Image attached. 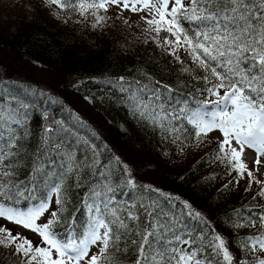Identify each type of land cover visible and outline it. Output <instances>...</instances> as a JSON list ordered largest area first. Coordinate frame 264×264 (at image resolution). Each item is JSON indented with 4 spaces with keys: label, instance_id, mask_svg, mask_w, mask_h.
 <instances>
[{
    "label": "trees",
    "instance_id": "1",
    "mask_svg": "<svg viewBox=\"0 0 264 264\" xmlns=\"http://www.w3.org/2000/svg\"><path fill=\"white\" fill-rule=\"evenodd\" d=\"M31 1L22 5L20 0H0V108L26 105L20 115L27 114L23 130L28 135L22 142V151L27 155L19 161L13 179L32 189L28 203L43 199L50 193L52 181L58 182V177H36L33 182L30 157L40 147L41 138L52 135L46 130L63 126L69 130L65 140L72 144L75 155L91 156L94 149L98 164L94 170L82 169L78 175L73 172L64 178L59 193L63 211L59 212L57 232L71 231L78 236L94 217L112 219L113 210L130 227L143 224L148 218L142 205L155 200L163 212L180 221L184 239L191 236L197 245L206 243L203 237L210 239L214 228L228 241L234 257L250 259L241 253L238 241L256 234L257 229L233 228L231 224L238 219L237 210L240 217H245L256 215L264 207V198L252 199L259 185L253 183L251 191L245 192V174L239 185L224 189L237 173L228 175L227 167L214 158L218 138L207 135L196 140L181 133V139L174 143L177 134L165 130L168 122L162 128L140 119L133 113L129 94L121 92L115 83L124 77L129 82L149 84L147 74L152 82L159 81L172 89H161L164 106L170 105L171 112L172 108H195L199 101L216 99L196 91L204 87L203 70L195 68L183 49L178 50L181 63L153 42L151 37L156 34L145 31L147 25L141 18L131 19L108 7L106 13H99L108 19L93 27L91 15L85 19L72 9L49 4L48 0ZM164 35L160 33L161 37ZM148 95L144 93L145 98ZM181 125L190 128L183 117L171 121V126ZM50 159L43 157L45 168L59 173V158L54 164L47 163ZM142 185L166 195L150 192ZM93 190L99 195L93 196ZM185 202L204 220L189 215ZM24 203L21 201V206ZM90 206H98L101 212L94 207L90 210ZM129 212L140 220L128 219ZM4 223L0 219V225ZM7 227L25 236L15 225L7 223ZM132 239L136 237L122 235L118 244L109 247L108 254L116 264H133L135 252L127 243ZM125 247L127 252L123 251ZM11 251L0 247V264H19Z\"/></svg>",
    "mask_w": 264,
    "mask_h": 264
},
{
    "label": "snow or ice",
    "instance_id": "2",
    "mask_svg": "<svg viewBox=\"0 0 264 264\" xmlns=\"http://www.w3.org/2000/svg\"><path fill=\"white\" fill-rule=\"evenodd\" d=\"M48 3L60 9H72L85 19L91 15L93 27L108 19L99 13L101 10L106 13L109 4L132 12L148 11L149 15L141 19L147 25L145 31L156 34L151 37L153 42L181 63L178 50L183 49L195 68L204 72V87L196 91L216 99L199 101L195 108H172L169 112L171 106H164L161 89L171 92L170 86L160 85L159 81L152 82L147 74L149 84L139 80L129 82L120 77L115 83L119 84L121 92L129 94L127 98L133 113L162 128L168 122L169 127L165 130L177 134L174 143L181 139V133L200 140L213 130L220 131L222 139L218 140L214 158L227 167L228 175L233 171L237 173L224 185V189L239 185L246 174L248 187L245 192L251 191L255 183L259 185V191L252 199L255 201L257 196L264 198V180L255 175L259 167L250 170L241 159L245 148L255 151L257 166L264 156V0H187V3L185 0H48ZM162 32L165 33L163 37L160 36ZM184 71L190 69L184 68ZM144 93L149 94L147 98ZM181 103L187 104V101ZM209 104L214 107L208 109L206 106ZM24 108V104L19 108L11 105L0 108V218L5 221L0 225V247L10 248L11 255L19 259V264H81L82 261L85 264H116L108 249L118 244L122 235L136 237L127 241L135 252L133 264H264V207H260L254 216L240 217L239 210L235 213L238 219L232 221L233 228L257 229L256 234H248L238 241L241 253L251 257L243 260L233 256L228 241L214 228L210 239L203 237L206 243L197 245L191 236L184 239L180 234V221L163 212L155 200L142 205L144 216L148 218L143 224L130 227L113 210L112 219L106 221L102 215L94 217L88 228L78 236L71 231L57 232L55 227L60 222L59 212L63 211L59 193L64 178L73 172L78 175L82 169L94 170L98 164L94 149L91 156L78 158L75 155L72 144L65 140L69 130L63 126L46 130L52 135L42 137L40 147L30 157L33 182L36 177L42 180L58 177V182L52 181L51 191L57 194L55 203L60 207L52 211L45 222L38 223L50 208V195L28 203L32 200L29 194L32 189L13 179L19 161L27 155L26 151H22V142L28 135L23 130L27 114L20 115ZM181 117L190 128L171 126L172 120H180ZM52 153L56 155L52 156ZM45 156L51 157L47 163L52 164L59 158V173L45 168ZM141 187L166 195L150 185ZM92 194L99 195L94 190ZM21 201L25 202L24 206H21ZM93 207L96 212H101L98 206H90V210ZM185 207L189 209V215L204 220L202 214L193 212L187 202ZM128 219L138 221L140 217L129 212ZM9 222L36 233L41 238L40 242L34 246L27 236L8 228ZM98 244L99 252L90 254V246ZM117 251L121 249L117 248ZM123 251L127 252L128 248Z\"/></svg>",
    "mask_w": 264,
    "mask_h": 264
},
{
    "label": "rangeland",
    "instance_id": "3",
    "mask_svg": "<svg viewBox=\"0 0 264 264\" xmlns=\"http://www.w3.org/2000/svg\"><path fill=\"white\" fill-rule=\"evenodd\" d=\"M186 1V0H185ZM20 2H22V5H27L30 4L32 1L31 0H20ZM109 9L112 10L113 12H117V13H121L124 15H127L128 17H130L131 19H136V18H141L144 15H148L149 12L148 11H137V12H132L129 9H125V10H121L120 7L109 4L108 5ZM137 7L139 8V5H137ZM171 7V5H170ZM223 94V91H221V95ZM214 100V99H212ZM208 109H211L212 107H214L213 105L209 104L206 106ZM210 136L212 137H216L218 139H222V134L220 131L218 130H213L210 134ZM242 161L243 163H245L247 165V167L250 170H254L257 167H259V171L255 172V175H257L259 177V179L264 180V156L261 157V164L259 166L255 165V159H256V154L255 151L253 149H248L245 148L244 153L242 155ZM50 195V208L44 213V215L37 221L38 223H43L46 221L47 218L50 217L51 212L52 211H56L57 210V204L55 203L56 199H57V194L50 191V193L48 194ZM1 220H3L2 218H0ZM10 223V222H9ZM91 223V222H90ZM90 223L86 224L85 226V230L88 228V226L90 225ZM12 224V223H11ZM14 225V224H13ZM16 228H18L23 234H25V236H27L28 238L30 237L33 244H37L40 242L41 238L34 232L30 231V230H26L23 227L20 226H16ZM84 230V231H85ZM101 232H103V229H101ZM44 246V245H41ZM96 252H99V244L97 246H90V254ZM55 252L53 253V258H55ZM81 264H85L84 261L81 262Z\"/></svg>",
    "mask_w": 264,
    "mask_h": 264
}]
</instances>
